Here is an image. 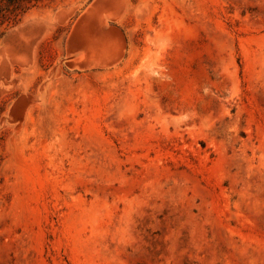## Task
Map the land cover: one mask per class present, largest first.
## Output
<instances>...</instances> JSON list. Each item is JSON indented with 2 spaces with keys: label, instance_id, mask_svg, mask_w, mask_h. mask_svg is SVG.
<instances>
[{
  "label": "rangeland",
  "instance_id": "obj_1",
  "mask_svg": "<svg viewBox=\"0 0 264 264\" xmlns=\"http://www.w3.org/2000/svg\"><path fill=\"white\" fill-rule=\"evenodd\" d=\"M19 17L0 25V264H264V0Z\"/></svg>",
  "mask_w": 264,
  "mask_h": 264
},
{
  "label": "trees",
  "instance_id": "obj_2",
  "mask_svg": "<svg viewBox=\"0 0 264 264\" xmlns=\"http://www.w3.org/2000/svg\"><path fill=\"white\" fill-rule=\"evenodd\" d=\"M40 0H0V25L16 22L20 15Z\"/></svg>",
  "mask_w": 264,
  "mask_h": 264
},
{
  "label": "bare ground",
  "instance_id": "obj_3",
  "mask_svg": "<svg viewBox=\"0 0 264 264\" xmlns=\"http://www.w3.org/2000/svg\"><path fill=\"white\" fill-rule=\"evenodd\" d=\"M115 2V1H114ZM106 3V2H105ZM111 3H113L112 1H111ZM108 4V3H107ZM105 5V4H104ZM103 7V6H102ZM110 30V29H109ZM3 49V48H2ZM4 49H6V48H4ZM8 51V50H7ZM4 53V52H3ZM9 53V52H8ZM22 53V52H21ZM13 56V55H12ZM18 56V55H17ZM19 58V57H18ZM21 60V59H20ZM19 60V61H20ZM26 61V60H25ZM121 61V60H120ZM58 67V66H57ZM30 112V111H29Z\"/></svg>",
  "mask_w": 264,
  "mask_h": 264
}]
</instances>
